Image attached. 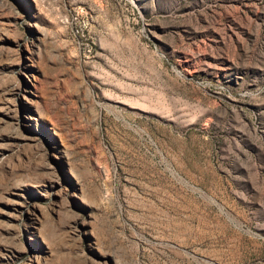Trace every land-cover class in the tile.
<instances>
[{
    "label": "rangeland",
    "instance_id": "1",
    "mask_svg": "<svg viewBox=\"0 0 264 264\" xmlns=\"http://www.w3.org/2000/svg\"><path fill=\"white\" fill-rule=\"evenodd\" d=\"M0 264H264V0H0Z\"/></svg>",
    "mask_w": 264,
    "mask_h": 264
}]
</instances>
